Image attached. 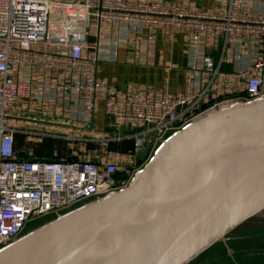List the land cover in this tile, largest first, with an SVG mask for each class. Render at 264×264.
Listing matches in <instances>:
<instances>
[{
  "label": "built area",
  "instance_id": "built-area-1",
  "mask_svg": "<svg viewBox=\"0 0 264 264\" xmlns=\"http://www.w3.org/2000/svg\"><path fill=\"white\" fill-rule=\"evenodd\" d=\"M93 26L97 40L90 42ZM158 33L167 40L187 36L201 55L181 92L125 96L98 78L102 58L116 59L118 50L131 44L148 48ZM210 38L221 45L218 62L206 49ZM108 46V53H102ZM250 48L255 51L251 66L222 68ZM263 94L264 0H225L213 8L180 0H0V247L16 240L30 222L64 214L127 187L139 170L135 149L125 154L104 151L95 160L80 157L81 149L142 141L150 157L185 125ZM52 98L66 107H81L84 130L92 128L93 114L103 102L106 115L115 121V133L92 130L89 135L66 136L12 123L19 117L20 99L42 103ZM17 136L28 145L64 139L78 151L71 148L70 155L54 159L22 160L17 157ZM126 173L129 178L122 180Z\"/></svg>",
  "mask_w": 264,
  "mask_h": 264
},
{
  "label": "water",
  "instance_id": "water-1",
  "mask_svg": "<svg viewBox=\"0 0 264 264\" xmlns=\"http://www.w3.org/2000/svg\"><path fill=\"white\" fill-rule=\"evenodd\" d=\"M149 152L138 141L127 187L33 224L0 247V264H192L264 215V94Z\"/></svg>",
  "mask_w": 264,
  "mask_h": 264
},
{
  "label": "crops",
  "instance_id": "crops-1",
  "mask_svg": "<svg viewBox=\"0 0 264 264\" xmlns=\"http://www.w3.org/2000/svg\"><path fill=\"white\" fill-rule=\"evenodd\" d=\"M180 1L190 2L193 7L203 6L206 8L217 7L225 2V0ZM95 29L96 32L90 37V42L97 40V35H95L97 28L95 27ZM109 49L108 46L105 51L102 50V53H108ZM206 49L218 62L221 49L220 43L215 45V41L210 38ZM254 56L255 51L250 48L248 52L240 55V58L233 64H224L222 68L226 71L248 68L251 66ZM200 61L199 51L191 47L187 36L178 34L173 40H167L164 34L158 33L156 40L148 48H139L131 44L120 48L116 59L102 58L99 63L98 78L109 81L125 96L159 97L163 94L173 96L184 89L188 82L189 70L198 65ZM41 75L39 73L36 77L39 82L41 81ZM56 81L57 79H55ZM16 114L19 117L13 120L12 123L18 128H31L33 126L35 128V125H37L36 128H41L42 131L52 134L80 136L89 135L92 130L96 134L115 133L116 131L115 121L106 115L103 102L98 104L91 121L92 128L88 130L82 128L84 113L81 107H66L60 100L54 98L45 100L42 103L35 100L20 99ZM9 125L12 124L9 123ZM115 147L104 148L101 144H97V146L89 145L86 150L81 149L83 153L79 154L83 159L95 160L98 156L104 154V151H109L111 154L117 152L125 154L131 148L136 150V144L132 142ZM71 148L76 151L78 146L64 139L46 138L28 145L23 136H17L16 138L17 157L22 160L40 158L43 154L45 156L50 154V159L65 157L70 155ZM134 164L138 167L136 160H134Z\"/></svg>",
  "mask_w": 264,
  "mask_h": 264
},
{
  "label": "rangeland",
  "instance_id": "rangeland-1",
  "mask_svg": "<svg viewBox=\"0 0 264 264\" xmlns=\"http://www.w3.org/2000/svg\"><path fill=\"white\" fill-rule=\"evenodd\" d=\"M94 32H96V29L93 26V33ZM35 223L37 222H30L27 228ZM250 225L260 227L264 226V215L255 218ZM232 248L235 250L237 249V253H234ZM226 249L228 255H230L229 257L232 259L231 262L227 261V257L224 254L215 251L209 257L205 258V260L200 264H264V231H248L238 234V236L231 238L226 246ZM239 252L245 253L246 257H244L245 259L242 261L238 260L240 254Z\"/></svg>",
  "mask_w": 264,
  "mask_h": 264
},
{
  "label": "trees",
  "instance_id": "trees-1",
  "mask_svg": "<svg viewBox=\"0 0 264 264\" xmlns=\"http://www.w3.org/2000/svg\"><path fill=\"white\" fill-rule=\"evenodd\" d=\"M43 156L46 157L47 159L51 158L50 154H48V155L46 154V156H45V154H43ZM120 176H121L120 174L117 175L118 178ZM259 230L264 231V226H261V227L260 226H252V225L249 224L248 226H246L245 228H243L242 230H240L236 234L231 235L229 237L228 242L231 240V238L238 236V234H242V233H245V232H248V231L255 232V231H259ZM236 250L232 248V251H234V253H237ZM215 251H218V252L224 254L227 257V261H229V262L232 261V259L229 257L230 255H228V253H227V249H226L225 244L221 242V243L217 244L215 247H213L211 250H209L205 254H203L200 258H198L192 264H200L202 261L205 260V258L209 257ZM239 253L240 254H239V259L238 260H240V261L244 260L245 259L244 257H246L245 253H242V252H239ZM220 264H223V263H220Z\"/></svg>",
  "mask_w": 264,
  "mask_h": 264
},
{
  "label": "flooded vegetation",
  "instance_id": "flooded-vegetation-1",
  "mask_svg": "<svg viewBox=\"0 0 264 264\" xmlns=\"http://www.w3.org/2000/svg\"><path fill=\"white\" fill-rule=\"evenodd\" d=\"M136 167V166H135Z\"/></svg>",
  "mask_w": 264,
  "mask_h": 264
}]
</instances>
